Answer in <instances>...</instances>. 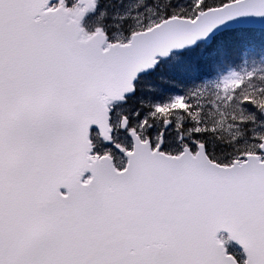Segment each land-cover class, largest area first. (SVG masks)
<instances>
[{"label": "snow or ice", "instance_id": "1", "mask_svg": "<svg viewBox=\"0 0 264 264\" xmlns=\"http://www.w3.org/2000/svg\"><path fill=\"white\" fill-rule=\"evenodd\" d=\"M0 264H264V0H0Z\"/></svg>", "mask_w": 264, "mask_h": 264}, {"label": "rangeland", "instance_id": "2", "mask_svg": "<svg viewBox=\"0 0 264 264\" xmlns=\"http://www.w3.org/2000/svg\"><path fill=\"white\" fill-rule=\"evenodd\" d=\"M118 10H119V5H113V7L110 9V15H111L112 13L118 11ZM93 23H94V20H93L92 17H88V18L85 19V21H84V25H85V27L88 28L89 30H91ZM229 252H231V253H233V254H238V253H239V252H237V251L235 250V248H234V249H230V248H229Z\"/></svg>", "mask_w": 264, "mask_h": 264}, {"label": "water", "instance_id": "3", "mask_svg": "<svg viewBox=\"0 0 264 264\" xmlns=\"http://www.w3.org/2000/svg\"><path fill=\"white\" fill-rule=\"evenodd\" d=\"M232 244L236 245L235 243H232ZM236 246L239 247L238 245H236Z\"/></svg>", "mask_w": 264, "mask_h": 264}]
</instances>
